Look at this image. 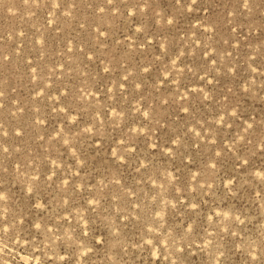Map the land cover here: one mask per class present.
<instances>
[{"label": "rangeland", "instance_id": "1", "mask_svg": "<svg viewBox=\"0 0 264 264\" xmlns=\"http://www.w3.org/2000/svg\"><path fill=\"white\" fill-rule=\"evenodd\" d=\"M0 264H264V0H0Z\"/></svg>", "mask_w": 264, "mask_h": 264}, {"label": "snow or ice", "instance_id": "2", "mask_svg": "<svg viewBox=\"0 0 264 264\" xmlns=\"http://www.w3.org/2000/svg\"><path fill=\"white\" fill-rule=\"evenodd\" d=\"M168 22L171 23L172 21L169 20ZM233 115H235V113H233ZM250 127H251V126H250ZM245 163H247V161H245ZM212 167H215V165H212ZM237 219H238V218H237Z\"/></svg>", "mask_w": 264, "mask_h": 264}]
</instances>
